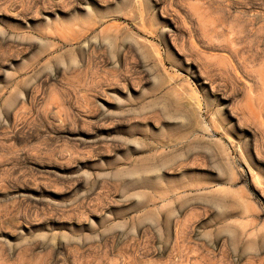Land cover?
<instances>
[{
    "label": "rangeland",
    "instance_id": "374dc122",
    "mask_svg": "<svg viewBox=\"0 0 264 264\" xmlns=\"http://www.w3.org/2000/svg\"><path fill=\"white\" fill-rule=\"evenodd\" d=\"M0 264H264V0H0Z\"/></svg>",
    "mask_w": 264,
    "mask_h": 264
},
{
    "label": "bare ground",
    "instance_id": "6f19581e",
    "mask_svg": "<svg viewBox=\"0 0 264 264\" xmlns=\"http://www.w3.org/2000/svg\"><path fill=\"white\" fill-rule=\"evenodd\" d=\"M187 94V93H186ZM189 97V96H188ZM190 98V97H189ZM192 100V99H191ZM194 101V100H193ZM196 103V102H195ZM198 104V103H196ZM198 106H200V104H198ZM197 106V107H198ZM201 109V106L199 107ZM170 114V113H169ZM202 117V116H201ZM201 120V119H200ZM221 125V124H220ZM179 127V126H178ZM204 127V126H203ZM215 127V126H214ZM201 128V127H200ZM186 133H194L195 130L192 129V126H189V127H186ZM191 129V130H190ZM215 129V128H214ZM168 130V129H167ZM202 130V129H201ZM205 131V130H203ZM209 131V130H208ZM223 131V130H222ZM180 134V130H171L170 133L166 134V137H169L168 140H173V136L174 135H179ZM226 134V133H225ZM196 137V136H195ZM190 141V140H189ZM191 142V141H190ZM189 143V142H188ZM218 146V145H217ZM193 147V146H192ZM225 148V147H224ZM223 148V149H224ZM190 152V151H189ZM228 158V157H227ZM176 160V159H175ZM160 164V163H159ZM155 170V169H154ZM157 170V169H156ZM146 171V170H145ZM148 171V170H147ZM152 172V171H151ZM159 173V172H158ZM156 175V171L154 173ZM154 174L152 173V176H154ZM136 176H138L137 179L133 180L132 178H135ZM131 179L133 180V185L138 187V188H145L146 189H151V191L153 190L154 193H158L159 194V197L160 198H163L165 195H168L169 193H173L175 192L177 189H180V188H186L189 187L188 184H179V185H171V184H165V185H161L159 183V181L157 182H152V180L150 181L148 178H147V174L146 176H141L138 174V172L135 170V172L131 173ZM177 184V182H176ZM185 185V186H184ZM133 186H131L132 188ZM165 190V191H164ZM163 191V192H162ZM178 191V190H177ZM189 191V190H188ZM156 194V195H158ZM171 195V194H170ZM175 195V194H174ZM184 194H182V197H183ZM171 197V196H170ZM180 197V196H179ZM145 198H148V196H146ZM169 198V197H167ZM175 198V197H174ZM181 198V197H180ZM70 239V238H69ZM179 242V241H178ZM177 242V244H179Z\"/></svg>",
    "mask_w": 264,
    "mask_h": 264
}]
</instances>
